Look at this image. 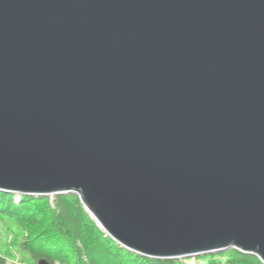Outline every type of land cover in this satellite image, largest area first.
I'll use <instances>...</instances> for the list:
<instances>
[{
  "label": "water",
  "instance_id": "95a60500",
  "mask_svg": "<svg viewBox=\"0 0 264 264\" xmlns=\"http://www.w3.org/2000/svg\"><path fill=\"white\" fill-rule=\"evenodd\" d=\"M0 189L264 261V0H0Z\"/></svg>",
  "mask_w": 264,
  "mask_h": 264
},
{
  "label": "trees",
  "instance_id": "16d2710c",
  "mask_svg": "<svg viewBox=\"0 0 264 264\" xmlns=\"http://www.w3.org/2000/svg\"><path fill=\"white\" fill-rule=\"evenodd\" d=\"M17 196L0 189V222L12 219L22 229L20 247L31 256L28 264H188L182 258L152 257L123 246L98 225L77 192ZM7 254L0 256V264H8ZM207 255L212 256L206 260ZM201 257L205 264H264L258 254L237 248Z\"/></svg>",
  "mask_w": 264,
  "mask_h": 264
},
{
  "label": "rangeland",
  "instance_id": "374dc122",
  "mask_svg": "<svg viewBox=\"0 0 264 264\" xmlns=\"http://www.w3.org/2000/svg\"><path fill=\"white\" fill-rule=\"evenodd\" d=\"M82 202H83L85 208L87 209L83 199H82ZM89 212L91 214V211H89ZM93 218L96 219L94 216H93ZM96 221L98 223L97 219H96ZM98 225H99V223H98ZM20 231L22 233V229L18 225L16 226L14 220H12V219H8L7 221H5L3 223L0 222V253L5 254L6 252H8L9 254H7V257L9 259L18 260L20 262L24 261L26 263H29V261H31L30 254L20 247V243L22 240V237L20 235ZM201 256H202V254L197 255L196 261L191 258L193 256H185L183 261L188 263V264H205L204 258ZM211 256L212 255H207V256H205V259L208 260L209 258H211ZM8 262L10 264L9 260H8Z\"/></svg>",
  "mask_w": 264,
  "mask_h": 264
},
{
  "label": "built area",
  "instance_id": "2783aa9c",
  "mask_svg": "<svg viewBox=\"0 0 264 264\" xmlns=\"http://www.w3.org/2000/svg\"><path fill=\"white\" fill-rule=\"evenodd\" d=\"M19 197V194H18V196H17V198ZM1 255V254H0ZM193 260H195L196 261V257L195 256H193V257H191ZM9 261H10V264H27L26 262H24V261H22V262H20V261H18V260H12V259H9Z\"/></svg>",
  "mask_w": 264,
  "mask_h": 264
},
{
  "label": "bare ground",
  "instance_id": "6f19581e",
  "mask_svg": "<svg viewBox=\"0 0 264 264\" xmlns=\"http://www.w3.org/2000/svg\"><path fill=\"white\" fill-rule=\"evenodd\" d=\"M219 251V250H218Z\"/></svg>",
  "mask_w": 264,
  "mask_h": 264
}]
</instances>
